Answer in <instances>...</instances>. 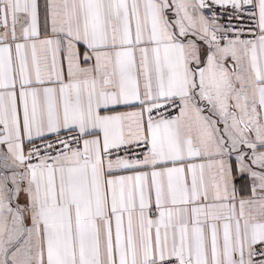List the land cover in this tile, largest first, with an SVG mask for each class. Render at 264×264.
Masks as SVG:
<instances>
[{
    "label": "snow or ice",
    "instance_id": "6c2138e0",
    "mask_svg": "<svg viewBox=\"0 0 264 264\" xmlns=\"http://www.w3.org/2000/svg\"><path fill=\"white\" fill-rule=\"evenodd\" d=\"M0 264H264V0H0Z\"/></svg>",
    "mask_w": 264,
    "mask_h": 264
}]
</instances>
